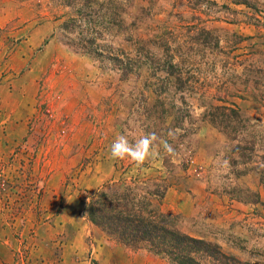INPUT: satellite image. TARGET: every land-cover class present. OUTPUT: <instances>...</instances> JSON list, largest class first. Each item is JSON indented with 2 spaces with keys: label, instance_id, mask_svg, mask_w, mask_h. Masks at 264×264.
Here are the masks:
<instances>
[{
  "label": "rangeland",
  "instance_id": "rangeland-1",
  "mask_svg": "<svg viewBox=\"0 0 264 264\" xmlns=\"http://www.w3.org/2000/svg\"><path fill=\"white\" fill-rule=\"evenodd\" d=\"M4 47L0 243L17 264H168L82 213L94 192L133 178L170 185L163 212L185 234L264 263V181L252 170L264 168V0H0ZM231 104L242 132L204 116ZM151 132L174 153L160 146L139 166L111 157L119 135ZM253 140L252 153L237 150Z\"/></svg>",
  "mask_w": 264,
  "mask_h": 264
},
{
  "label": "trees",
  "instance_id": "trees-1",
  "mask_svg": "<svg viewBox=\"0 0 264 264\" xmlns=\"http://www.w3.org/2000/svg\"><path fill=\"white\" fill-rule=\"evenodd\" d=\"M90 4L94 2H87L86 9H90ZM76 23V20L71 19L64 26H75ZM138 49L144 50V47L139 46ZM169 57L165 68L171 72L175 66L171 64L172 57ZM154 69L157 71L160 67L155 66ZM212 110L204 116L215 127L231 130L232 133L247 128V120L243 119L235 105L212 107ZM240 147L237 150L252 153L254 140ZM252 170L259 172L264 181V168L255 167ZM169 187L161 178H133L107 185L89 197L82 213L117 245L132 251H145L168 264H264L243 261L225 253L214 243L182 232L171 216L163 212L162 201Z\"/></svg>",
  "mask_w": 264,
  "mask_h": 264
},
{
  "label": "clouds",
  "instance_id": "clouds-1",
  "mask_svg": "<svg viewBox=\"0 0 264 264\" xmlns=\"http://www.w3.org/2000/svg\"><path fill=\"white\" fill-rule=\"evenodd\" d=\"M168 135L171 137L173 133L170 131ZM160 146L168 154H173L175 151L167 140L157 136L155 132L142 135L134 143L130 142L126 135H119L111 144L110 154L113 159L130 158L139 166L150 159L157 158L160 154Z\"/></svg>",
  "mask_w": 264,
  "mask_h": 264
},
{
  "label": "crops",
  "instance_id": "crops-1",
  "mask_svg": "<svg viewBox=\"0 0 264 264\" xmlns=\"http://www.w3.org/2000/svg\"><path fill=\"white\" fill-rule=\"evenodd\" d=\"M7 50H6V47H4L3 50L0 49V61H2L5 58L6 54L8 53ZM15 50H17V49H15ZM11 52H9V53H11ZM16 53H19V52L15 51L14 53L11 54V56L15 54V57H17L21 61H23L24 60L23 55H25V53L21 52V53H19V55H17ZM5 244H7V243H5ZM0 245L2 248L1 252H0V264H17V262L15 261V251L11 250V246L9 247L8 244L4 245L3 243H0ZM79 264H86V263L84 261H82Z\"/></svg>",
  "mask_w": 264,
  "mask_h": 264
}]
</instances>
